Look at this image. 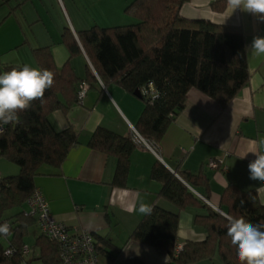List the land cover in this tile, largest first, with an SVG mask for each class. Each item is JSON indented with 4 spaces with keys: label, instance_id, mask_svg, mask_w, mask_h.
<instances>
[{
    "label": "crops",
    "instance_id": "crops-1",
    "mask_svg": "<svg viewBox=\"0 0 264 264\" xmlns=\"http://www.w3.org/2000/svg\"><path fill=\"white\" fill-rule=\"evenodd\" d=\"M130 1L0 0V73L8 64L36 68L32 49L49 46L57 67L69 60L75 73L84 80L86 55L82 51L69 58L61 43L62 31L68 27L76 37L77 31L92 25L132 24L134 18L123 11ZM217 1L189 0L181 5L179 14L189 20L240 27L249 71L247 85L225 108L201 91L189 89L184 108L168 124L159 142L160 158L146 148L135 147L129 156L124 186L111 185L116 157L89 148L87 141L97 126L122 136L130 135V126L136 125L144 106L141 98L114 82L100 84L97 79L91 85L86 83L87 91L81 103H74L65 112L55 110L48 116L56 130L71 126L78 134V143L58 168L42 166L41 173L34 178V186L42 192L54 218L65 224L70 233L86 230L92 234L98 242L99 264H130L128 261L134 258L143 264H175L165 251L129 240L144 215L138 210L140 203L177 210L157 194L161 183L150 176L156 161L178 178L179 171L201 173L204 179L197 186L185 184L197 197L200 194L207 198L213 208H219L228 184L243 191L254 190L258 201L264 204V185L249 179L247 167L255 158L251 152L264 139V54L254 55L249 50L255 36L264 37V19L240 9L233 11L227 0H223L222 11L215 10L212 5ZM101 2L112 4L107 18L97 17L93 12ZM220 158L224 169L208 167L209 159ZM17 171L14 164L0 156V177ZM27 209L25 201L22 211ZM204 213V208L195 205L178 211V250L187 240L205 239V231L193 223L195 215ZM2 241L7 245L3 238ZM23 244L28 251L9 264H60L36 221L27 226ZM191 264L223 263L215 254L211 259Z\"/></svg>",
    "mask_w": 264,
    "mask_h": 264
},
{
    "label": "trees",
    "instance_id": "trees-1",
    "mask_svg": "<svg viewBox=\"0 0 264 264\" xmlns=\"http://www.w3.org/2000/svg\"><path fill=\"white\" fill-rule=\"evenodd\" d=\"M187 1L131 0L123 11L135 19L132 24L92 25L77 31L76 37L65 27L61 34L69 58L83 51L103 84L114 82L129 93L140 91L144 106L134 128L145 140L155 143L159 152V142L168 124L184 108L189 89L201 91L225 108L249 79L240 27L186 19L179 9ZM224 5L219 0L212 7L222 11ZM32 55L36 67L54 73V84L45 91L43 102L36 100L31 108L19 113L18 123H0V156L18 168L16 174L0 177V228H7L6 232H0V264L14 263L22 256L24 232L36 221L25 215L22 207L35 188L34 178L41 173L40 168L44 165L58 168L78 143L77 132L71 126L54 129L49 114L55 110L65 112L77 103L81 83L97 82L88 63L84 80L78 77L69 60L57 67L49 46L32 49ZM22 66L8 64L3 66V72ZM149 83L155 90L150 99L141 92ZM87 146L116 157L111 185L124 186L130 153L138 147L130 135L122 136L97 126ZM178 175L184 182L161 162L154 163L150 176L161 183L157 194L177 210L153 205L151 214L143 215L129 240L165 251L175 264H191L211 259L215 254L223 264H240L236 248L227 236L224 214L242 216L254 225L264 226V204L258 201L256 192L228 184L219 208L214 209L186 186H197L204 179L201 173L179 171ZM189 205L205 209L204 214L194 216L193 223L202 227L206 236L202 241L187 240L178 250V211ZM13 208L18 210L6 215ZM42 237L57 253L59 262L56 245L43 234ZM95 246L98 251L96 241ZM7 249L13 250L9 256L5 254ZM128 262L143 264L136 258Z\"/></svg>",
    "mask_w": 264,
    "mask_h": 264
},
{
    "label": "clouds",
    "instance_id": "clouds-1",
    "mask_svg": "<svg viewBox=\"0 0 264 264\" xmlns=\"http://www.w3.org/2000/svg\"><path fill=\"white\" fill-rule=\"evenodd\" d=\"M227 4L233 11L240 9L264 19V0H227ZM249 50L254 55L264 54V37L255 36ZM53 84L54 73L49 69L24 65L0 73V123H18L19 113L31 108L36 100L43 102L45 91ZM251 153L255 158L247 165L249 179L264 185V139L258 141L257 149ZM138 210L142 214H151L152 207L140 203ZM224 215L227 236L236 248L240 264H264V230H261L264 226L254 225L242 216ZM6 231V227L0 228V232Z\"/></svg>",
    "mask_w": 264,
    "mask_h": 264
},
{
    "label": "built area",
    "instance_id": "built-area-1",
    "mask_svg": "<svg viewBox=\"0 0 264 264\" xmlns=\"http://www.w3.org/2000/svg\"><path fill=\"white\" fill-rule=\"evenodd\" d=\"M88 64L100 84H102L89 61ZM86 91L87 84L81 83L76 96L78 104L82 102ZM141 92L146 97H149V99L155 96V90L150 83L147 87L142 88ZM1 130L2 127L0 126V131ZM130 137L136 146L146 148L156 157L160 158L158 146L153 142L145 140L133 126H130ZM207 165L214 170L224 169L223 160L221 158L209 159ZM197 195L205 203L211 205L203 196L200 194ZM26 204L28 209L24 214L33 216L36 219L41 233L56 245L60 264H99L95 240L92 234L86 230L70 233L65 224L54 218L40 189L35 187L32 190L31 194L26 199ZM27 251V246L24 245L21 247V253H26ZM12 253V249H7L5 251V254L8 256Z\"/></svg>",
    "mask_w": 264,
    "mask_h": 264
},
{
    "label": "rangeland",
    "instance_id": "rangeland-1",
    "mask_svg": "<svg viewBox=\"0 0 264 264\" xmlns=\"http://www.w3.org/2000/svg\"><path fill=\"white\" fill-rule=\"evenodd\" d=\"M111 3H104V2H101L99 5H96L93 9V12L94 14L97 15V17H104V18H107L106 17V13L110 12L111 11ZM91 8V7H90ZM92 9V8H91ZM135 21V19H134ZM136 22V21H135ZM17 168V167H16ZM18 170V168H17ZM18 172V171H17ZM18 210V208H13V209H10L9 211L6 212V215H11L13 214L14 212H16Z\"/></svg>",
    "mask_w": 264,
    "mask_h": 264
},
{
    "label": "water",
    "instance_id": "water-1",
    "mask_svg": "<svg viewBox=\"0 0 264 264\" xmlns=\"http://www.w3.org/2000/svg\"><path fill=\"white\" fill-rule=\"evenodd\" d=\"M133 95L136 96V97H138V98H141V95H140V91L139 90H135L133 92Z\"/></svg>",
    "mask_w": 264,
    "mask_h": 264
}]
</instances>
